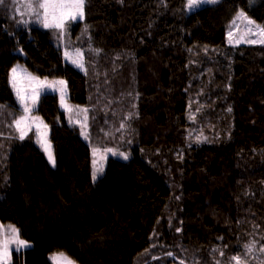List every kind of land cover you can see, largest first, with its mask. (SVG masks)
I'll list each match as a JSON object with an SVG mask.
<instances>
[{"label":"trees","instance_id":"obj_1","mask_svg":"<svg viewBox=\"0 0 264 264\" xmlns=\"http://www.w3.org/2000/svg\"><path fill=\"white\" fill-rule=\"evenodd\" d=\"M17 3L0 6V104L13 105L0 115V225L30 247L10 264H53L56 251L77 264H264V44L226 42L240 9L264 26V0L195 14L187 0H86L62 39L23 24ZM15 62L64 79L68 104L89 109L86 139L42 93L54 165L32 129L20 140L10 126ZM93 147L129 159L108 157L93 183Z\"/></svg>","mask_w":264,"mask_h":264},{"label":"snow or ice","instance_id":"obj_2","mask_svg":"<svg viewBox=\"0 0 264 264\" xmlns=\"http://www.w3.org/2000/svg\"><path fill=\"white\" fill-rule=\"evenodd\" d=\"M3 3L4 0H0V6H2ZM219 3H221V0H187L185 8L188 12L195 14L196 11L200 10L205 5H219ZM85 7L86 0H31L27 5L29 19L22 21V23L30 27L34 22L45 30L53 31L59 39H62L65 34L71 30V23L73 21H83L85 19ZM236 20H240L242 23L246 22V31H239V25L236 24ZM232 26L236 29L235 35L239 37L235 39V43L239 44L241 41H246L249 44H264V26L250 19L244 11H237ZM253 29H255V31H253ZM85 30H87V26ZM251 35L258 36L260 39H248ZM227 36L229 43H233L234 31L230 30ZM64 57L66 61H70L75 67L87 74L84 53L80 48H76L74 52H70L66 45ZM8 82L15 95V102L19 105L21 113L19 116H16L14 111L8 112V115L12 117V125L10 126L14 125L20 140H24L28 132L35 127L37 143L47 156L49 163L54 165L55 160L52 153V145L47 135L48 126L44 124L39 116H34L32 113L35 110L36 104L40 101L42 93H44L46 89H51L53 92L59 93L60 105L65 113L69 114V122L72 123L71 113L74 109L73 106L69 105L67 102V82L64 79L49 81L47 76L41 79L19 65H15L10 69ZM11 108H13L12 104H0V115H3L5 110ZM228 111L231 112V108H229ZM75 112L77 117L75 123H78L82 129L81 136H85L84 129L87 127L89 109L80 108V106L77 105L75 106ZM81 113H83V121L79 119ZM129 116H131V114H129ZM120 127L124 128L125 125L121 123ZM85 138L87 139L88 137L85 136ZM196 140L199 142L200 137L197 136ZM107 152H112L113 155H117V152L113 149L101 150L97 147L92 148L93 160L91 179L93 183H95L98 176L104 172L102 161L105 159V153ZM118 154L124 160L129 159V154L126 152H119ZM179 231L180 229L177 228V232ZM12 245H15V249L11 247ZM28 247H30L29 242L20 238L19 230L16 227L10 225L7 231L0 227V264H10V256L13 250L19 251L21 248ZM245 248L247 251L251 252L253 246L245 245ZM213 251L216 250L214 249ZM261 251H264V246H262ZM57 255L63 257V264H75L66 254H53V256ZM167 255L172 257L173 253L169 252ZM223 255L224 253L221 252V256ZM50 259H52V257H50ZM231 260L235 261L236 264H241V257L239 255L231 257ZM53 264H56V262L54 261ZM181 264H183V261Z\"/></svg>","mask_w":264,"mask_h":264},{"label":"rangeland","instance_id":"obj_3","mask_svg":"<svg viewBox=\"0 0 264 264\" xmlns=\"http://www.w3.org/2000/svg\"><path fill=\"white\" fill-rule=\"evenodd\" d=\"M17 5H18V8H19V12L20 13H22L23 11H25V13H26V17H28L29 18V16H28V8H27V5H28V3H30L31 2V0H17ZM187 10V9H186ZM240 11H244L243 9H240ZM245 12V11H244ZM245 14H246V12H245ZM247 15V14H246ZM248 16V15H247ZM235 17H236V15H235ZM234 17V18H235ZM249 17V16H248ZM234 18L232 19V21L230 22V25H229V27L226 29V42H228L229 43V39H228V36H227V33L230 31V30H232V31H234V40H233V43L232 44H237V43H235V39H237V38H239L238 36H236L235 35V33H236V29H234L233 28V26H232V22H233V20H234ZM250 18V17H249ZM250 19H252V18H250ZM252 20H254V19H252ZM257 24H259L258 22H256ZM236 24L237 25H239V31L240 32H244V31H246V29H245V24H246V22H241L240 20H236ZM263 26V25H262ZM253 31H255V29H253ZM248 39H256V40H259L260 39V37H258V36H255V35H251V36H249L248 37ZM241 43H247L246 41H241ZM241 43H239V44H241ZM230 44V43H229ZM70 52H74V50H71V49H68ZM65 51V50H64ZM65 58V57H64ZM66 60V59H65ZM68 63L70 62V61H67ZM71 63V62H70ZM72 64V63H71ZM15 65H19V66H21L22 68H25L24 66H23V64L21 63V62H15V64L13 65V66H15ZM73 65V64H72ZM12 66V67H13ZM74 66V65H73ZM11 67V68H12ZM10 68V69H11ZM77 68V67H76ZM27 69V68H26ZM28 70V69H27ZM10 71V70H9ZM28 72H30L29 70H28ZM31 73V72H30ZM33 74V73H32ZM33 75H35V74H33ZM36 76V75H35ZM38 76V75H37ZM38 77H40V76H38ZM41 79H43L42 77H40ZM51 80H58V79H49V81H51ZM49 91H52L51 89H46L45 90V92H49ZM56 93V92H55ZM58 95H59V93H57ZM19 106V105H18ZM74 109V111L71 113V115H72V118H73V120L75 121L76 120V112H75V108H73ZM21 114V113H20ZM19 114V115H20ZM18 115V116H19ZM32 115H34V116H39V115H37L35 112H33L32 113ZM40 117V116H39ZM41 118V117H40ZM79 119L81 120V121H83V113H81L80 114V116H79ZM42 120V119H41ZM32 130H33V132H34V135H35V137H36V140H37V133H36V129H35V127H33L32 128ZM19 135V134H18ZM47 135H48V128H47ZM48 139H49V137H48ZM50 142V141H49ZM98 148V147H97ZM111 149V148H110ZM113 150H115V149H113ZM116 152H117V155H113L112 154V152H107V153H105V159L102 161V164L104 165V163H105V161H106V159L108 158V157H110V156H112V157H115V158H117V157H119V158H122V157H120L119 156V152H123V151H120V150H118V149H116L115 150ZM126 153H128L129 154V151H127ZM47 157V156H46ZM92 160H93V158H92ZM0 227H2V225H0ZM3 228V227H2ZM4 229V228H3ZM13 249H15V245H12L11 246ZM21 249H23V248H21ZM58 253H62V252H59V251H56V252H54V253H51L49 256L50 257H52V259H51V261H52V263L55 261L56 262V264H63V257H60V256H53V254H58ZM67 257H69L68 255H67ZM11 258V257H10ZM70 258V257H69ZM74 261V260H73ZM75 262V261H74ZM75 264H77L76 262H75ZM79 264V263H78Z\"/></svg>","mask_w":264,"mask_h":264},{"label":"crops","instance_id":"obj_4","mask_svg":"<svg viewBox=\"0 0 264 264\" xmlns=\"http://www.w3.org/2000/svg\"><path fill=\"white\" fill-rule=\"evenodd\" d=\"M47 158V157H46Z\"/></svg>","mask_w":264,"mask_h":264}]
</instances>
